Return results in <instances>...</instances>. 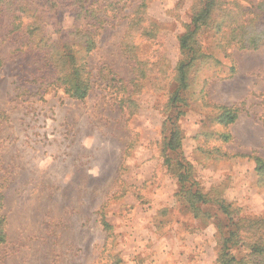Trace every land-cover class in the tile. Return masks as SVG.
<instances>
[{
  "label": "rangeland",
  "instance_id": "374dc122",
  "mask_svg": "<svg viewBox=\"0 0 264 264\" xmlns=\"http://www.w3.org/2000/svg\"><path fill=\"white\" fill-rule=\"evenodd\" d=\"M257 3L217 1L172 101L200 0H0V264H217L222 242L231 264H264ZM238 12L255 46L228 25ZM59 32L85 62L82 99L54 81Z\"/></svg>",
  "mask_w": 264,
  "mask_h": 264
},
{
  "label": "trees",
  "instance_id": "16d2710c",
  "mask_svg": "<svg viewBox=\"0 0 264 264\" xmlns=\"http://www.w3.org/2000/svg\"><path fill=\"white\" fill-rule=\"evenodd\" d=\"M201 6L195 10L194 14L192 15L191 19V27L187 29V32L183 34L179 39V45L181 50L185 53V58L181 60L177 67H176V80L178 82L177 88L175 89L173 96L171 98L172 101L180 100L178 96L179 88H183L186 86L187 83V68L192 63L196 50L194 44L195 39L194 35L196 29L201 24H204L209 17H211L217 8V1L218 0H200ZM257 8L264 12V0H258ZM225 9V8H224ZM229 11L225 12L223 15L225 17L229 16ZM239 13V12H238ZM240 13L236 15L230 23L229 26H232L233 29L239 30V38L241 46H244V40L242 38L247 39V43L252 44L255 46V42L259 39L258 36L255 34L253 36H246L248 34L247 30V23L249 20L240 21ZM237 19V21H236ZM237 23V24H236ZM223 25H225V21L220 20L217 22V28L220 29ZM35 26L31 27L30 33L35 31ZM61 32H59L60 34ZM68 33L67 35H69ZM67 35H58L55 37V40H51L50 50L47 52L49 63H51L56 69L58 68L57 75L55 77V83L57 85H64V93H68V96L82 99L86 96L87 91L89 89V85L87 83V77L83 76V69L85 66V62H81L82 65H78L79 60L73 53V48L75 47V42H70L67 40ZM63 36V37H62ZM237 37V36H236ZM236 37H229V39H236ZM66 38V39H65ZM85 43L87 44L86 49L88 50L90 45H93L92 39L89 36H85L84 38ZM65 84L67 87H65ZM224 115H226L227 121H232L236 114L234 112H230L228 108L224 109ZM178 138H177V131L171 130V134L169 133V137L167 138L166 142L164 143V150H174L178 147ZM259 163L261 161L257 159ZM190 196L192 198H196L197 202H206L207 200L204 198L203 194L200 192L195 191L194 193L190 192ZM1 200V194H0ZM1 207V201H0ZM2 216L0 215V240L3 239L4 230L2 227ZM228 242H222L221 254L218 257L217 264H231L234 261V257L229 255L228 252H225V246ZM224 244V246H223ZM251 254L254 256H261L264 255V242L254 243L250 246Z\"/></svg>",
  "mask_w": 264,
  "mask_h": 264
}]
</instances>
